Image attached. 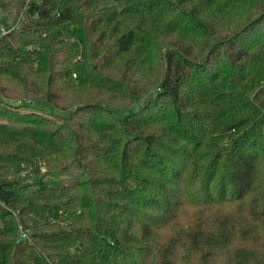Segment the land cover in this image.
<instances>
[{
  "label": "trees",
  "instance_id": "obj_1",
  "mask_svg": "<svg viewBox=\"0 0 264 264\" xmlns=\"http://www.w3.org/2000/svg\"><path fill=\"white\" fill-rule=\"evenodd\" d=\"M0 9V264H264V0Z\"/></svg>",
  "mask_w": 264,
  "mask_h": 264
},
{
  "label": "rangeland",
  "instance_id": "obj_2",
  "mask_svg": "<svg viewBox=\"0 0 264 264\" xmlns=\"http://www.w3.org/2000/svg\"><path fill=\"white\" fill-rule=\"evenodd\" d=\"M111 1H112V0H104V4H105V5L110 4ZM13 15H14V13H11V14L9 15V17L7 18V22H8L9 24L12 23ZM2 17H3V12H2L1 9H0V19H1ZM23 19H25L23 13H19V16L16 17V20H15V22H14L15 25L21 23V21H22ZM7 107H8V109H10V110H14V109H16V106H7ZM60 114H64V112H61V111H54V113H52V114H50V115H51V116H56V115H60ZM8 115H10V117L13 116V114H10V113H8ZM41 171H44V168H42ZM69 171H70V172H69ZM69 173H71V174L74 176L73 179H67V178H68L67 175H68ZM57 175H58V174L56 173V175H54L53 177H51V176H49V177H51V178H53V179H59V180H62L63 182H68V181H70V180L82 179V178H84V176H85V175H84L79 169H77V168H75V167H72V168H71L70 170H68L67 172L64 171V172L60 173L59 176H57ZM49 177H48V178H49ZM27 182H30V180H28Z\"/></svg>",
  "mask_w": 264,
  "mask_h": 264
},
{
  "label": "built area",
  "instance_id": "obj_3",
  "mask_svg": "<svg viewBox=\"0 0 264 264\" xmlns=\"http://www.w3.org/2000/svg\"><path fill=\"white\" fill-rule=\"evenodd\" d=\"M20 237L24 238V237H27V233L25 230H23L21 227H20Z\"/></svg>",
  "mask_w": 264,
  "mask_h": 264
}]
</instances>
